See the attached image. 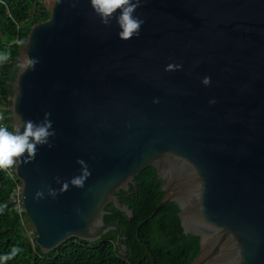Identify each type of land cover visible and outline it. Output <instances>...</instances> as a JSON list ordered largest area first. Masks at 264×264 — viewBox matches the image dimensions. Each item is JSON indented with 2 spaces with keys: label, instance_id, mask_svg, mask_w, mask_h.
Segmentation results:
<instances>
[{
  "label": "water",
  "instance_id": "95a60500",
  "mask_svg": "<svg viewBox=\"0 0 264 264\" xmlns=\"http://www.w3.org/2000/svg\"><path fill=\"white\" fill-rule=\"evenodd\" d=\"M44 6L6 108L11 131L48 113L55 132L12 170L40 252L114 232L124 258L105 208L132 219L117 195L152 168L163 195L150 217L177 207L183 234L199 239L190 264H264V0H141L143 24L128 41L89 0ZM78 160L91 175L61 191Z\"/></svg>",
  "mask_w": 264,
  "mask_h": 264
},
{
  "label": "trees",
  "instance_id": "16d2710c",
  "mask_svg": "<svg viewBox=\"0 0 264 264\" xmlns=\"http://www.w3.org/2000/svg\"><path fill=\"white\" fill-rule=\"evenodd\" d=\"M48 17L44 0H0V103L10 104L18 52L31 27ZM16 186L17 182L0 169V256L13 248L20 250L7 264H190L199 251V239L183 234L173 203L162 205L150 217L163 195L162 182L156 179L152 168L136 176L128 192L120 191L117 195L119 202L132 211V219L125 218L111 205L105 208L109 214L104 216V223H117L122 230L128 249L124 258L114 246V232L94 244L71 239L43 255L35 239L29 241L23 233L22 223L29 221L14 202Z\"/></svg>",
  "mask_w": 264,
  "mask_h": 264
},
{
  "label": "clouds",
  "instance_id": "9594fccd",
  "mask_svg": "<svg viewBox=\"0 0 264 264\" xmlns=\"http://www.w3.org/2000/svg\"><path fill=\"white\" fill-rule=\"evenodd\" d=\"M140 3L141 0H89L91 9L103 24L107 25L110 19L116 18L119 29L118 38L121 41H128L139 35L143 20L134 13L140 7ZM172 67L169 65V70ZM209 83L210 78L206 77L203 84L208 85ZM49 115L45 113L42 123L29 120L14 131H10L7 127H0V169H8L24 162H30L35 158L37 148L48 144L49 137L55 135V132L51 130L52 123L48 119ZM77 163L81 168L80 175L72 178L70 182H65L61 191H67L69 183L76 188H82L91 175L85 161L78 160ZM49 195L55 197L57 193L50 190ZM36 197L42 198L43 193L38 192ZM19 251L18 248H13L9 254L0 256V264H7V261L14 258Z\"/></svg>",
  "mask_w": 264,
  "mask_h": 264
},
{
  "label": "built area",
  "instance_id": "2783aa9c",
  "mask_svg": "<svg viewBox=\"0 0 264 264\" xmlns=\"http://www.w3.org/2000/svg\"><path fill=\"white\" fill-rule=\"evenodd\" d=\"M6 102H1L0 103V127H10V123H8V119H10V115L8 111L6 110L7 108ZM12 168L4 169L5 173L8 175V177L14 181L17 182V186L15 188V193H14V202L16 203L17 208L20 206V201H19V194H20V184L18 183L15 175L12 172Z\"/></svg>",
  "mask_w": 264,
  "mask_h": 264
},
{
  "label": "rangeland",
  "instance_id": "374dc122",
  "mask_svg": "<svg viewBox=\"0 0 264 264\" xmlns=\"http://www.w3.org/2000/svg\"><path fill=\"white\" fill-rule=\"evenodd\" d=\"M22 229H23V233L25 235V237L29 240V241H33V239H35V234H34V230L31 226L30 223L23 221L22 223Z\"/></svg>",
  "mask_w": 264,
  "mask_h": 264
}]
</instances>
